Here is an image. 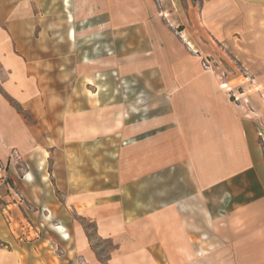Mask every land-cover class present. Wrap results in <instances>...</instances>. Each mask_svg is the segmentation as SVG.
<instances>
[{"label":"crops","instance_id":"obj_1","mask_svg":"<svg viewBox=\"0 0 264 264\" xmlns=\"http://www.w3.org/2000/svg\"><path fill=\"white\" fill-rule=\"evenodd\" d=\"M33 1L37 0H0V68L10 74L3 88L18 91L20 100L24 99V65L14 51L27 35L28 25L35 23L31 16H23ZM61 2L66 9L71 5V0ZM94 2L89 6L108 10L106 22L111 25L142 23L148 16L142 15L145 10L137 0ZM172 3L178 14L186 10L190 21L196 10L204 25L213 23L216 9L238 7L237 3L243 23L254 25V32L243 34L250 42L248 47L264 55V0ZM253 12L255 16H250ZM68 18L70 21L71 16ZM67 37H74L72 29ZM186 83L183 88L191 90L214 87L197 80ZM5 107L0 96V108ZM169 110L153 143L149 120L123 128L117 118L112 131H120L112 133L135 139L120 150V157L126 155L117 167L111 166L109 175L96 173L94 180L88 181L87 167L81 164L77 173L69 174L77 184L67 188L66 201L75 207L50 208L54 199L49 191L34 193L38 203L48 202L42 216L50 220H43L40 226L49 228L60 254L52 255L48 250L40 256L33 247L17 241L11 234L13 225H7L0 213V264H103L90 249L87 220L94 222L98 239L112 245L104 264H264V157L252 123L244 118L243 110L198 90L189 96H173ZM73 121L64 122L66 136L69 141L71 136L77 139L85 159L88 134L104 131L102 116H95V126L89 130L87 116L79 115ZM12 127L11 117H0V152H5L11 142L18 143L19 151L28 150L32 144L17 136ZM61 136L65 137L63 133ZM70 148L68 143L63 150L70 152ZM31 149L33 160L23 173V183L46 185L47 151L39 144ZM156 169L165 171L168 182L159 189L158 208L151 210L152 174Z\"/></svg>","mask_w":264,"mask_h":264},{"label":"rangeland","instance_id":"obj_2","mask_svg":"<svg viewBox=\"0 0 264 264\" xmlns=\"http://www.w3.org/2000/svg\"><path fill=\"white\" fill-rule=\"evenodd\" d=\"M172 1L137 0L145 10L142 15H148L137 24L107 23V9L89 6L94 0H71L68 9L61 0H37L24 9L23 16L35 20L14 51L24 65V99H19L18 91L3 88L10 74L0 68V96L6 104L4 110L0 108V117H11L17 136L47 151L49 183H23L33 148L29 145L28 150L19 151L18 143L11 142L0 152V213L7 225H13V237L40 256L48 250L58 255L61 249L53 243L49 228L40 226L43 220H50L42 216L48 202L38 203L34 193L49 191L54 199L50 208L75 207L66 201L67 188L77 184L69 174L77 173L81 164L87 167L88 181L96 173L109 175L111 166L117 167L126 155L120 157V150L135 139L112 133L120 131H112L117 118L123 128L149 120L150 137L156 142L172 97L198 90L243 110L264 157V55L255 54L244 39L245 33L254 32V25L243 23L237 3L238 7L216 9L213 23L204 25L196 10L190 21L187 11L178 14ZM69 29L74 33L71 40ZM190 80L204 85L210 82L214 87L183 88ZM79 115L87 116L88 130L95 126L96 115L102 116L104 125L103 133L88 134L85 159L77 139L71 136L69 141L64 127L65 121L74 122ZM68 143L70 152H64ZM154 155L157 159V153ZM101 167L105 169L101 171ZM164 172L156 169L152 174L151 210L158 208L159 189L168 182ZM85 227L91 251L104 264L112 245L98 239L94 222L87 220Z\"/></svg>","mask_w":264,"mask_h":264},{"label":"bare ground","instance_id":"obj_3","mask_svg":"<svg viewBox=\"0 0 264 264\" xmlns=\"http://www.w3.org/2000/svg\"><path fill=\"white\" fill-rule=\"evenodd\" d=\"M70 36H72V33H71V35Z\"/></svg>","mask_w":264,"mask_h":264}]
</instances>
